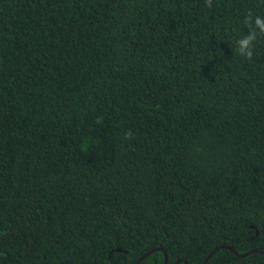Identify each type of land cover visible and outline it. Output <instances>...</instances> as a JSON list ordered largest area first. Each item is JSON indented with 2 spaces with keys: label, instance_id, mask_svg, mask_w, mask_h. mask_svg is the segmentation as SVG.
Wrapping results in <instances>:
<instances>
[{
  "label": "trees",
  "instance_id": "trees-1",
  "mask_svg": "<svg viewBox=\"0 0 264 264\" xmlns=\"http://www.w3.org/2000/svg\"><path fill=\"white\" fill-rule=\"evenodd\" d=\"M249 11L264 0H0V264H135L157 246L202 264L219 245L258 251L206 264H264V36L236 52Z\"/></svg>",
  "mask_w": 264,
  "mask_h": 264
},
{
  "label": "clouds",
  "instance_id": "clouds-1",
  "mask_svg": "<svg viewBox=\"0 0 264 264\" xmlns=\"http://www.w3.org/2000/svg\"><path fill=\"white\" fill-rule=\"evenodd\" d=\"M208 7H212V0H205ZM243 23L249 31L236 40V52L243 58L251 60L254 55L255 42L258 37L264 36V15L253 14L251 11L244 17ZM99 122V120H98ZM132 133L125 134L124 139H131Z\"/></svg>",
  "mask_w": 264,
  "mask_h": 264
},
{
  "label": "water",
  "instance_id": "water-1",
  "mask_svg": "<svg viewBox=\"0 0 264 264\" xmlns=\"http://www.w3.org/2000/svg\"><path fill=\"white\" fill-rule=\"evenodd\" d=\"M257 234V233H256ZM220 248H226L228 250H230L232 253H234L236 256L238 257H244V256H247L248 254L252 253V252H255V251H258L256 249H252V250H249L247 252H244V253H239L237 252L233 247L231 246H228V245H219V246H216L214 247L208 254L207 256L205 257V259L203 260L202 264H206L207 260ZM116 251H120L119 248H116L115 249ZM156 251H161L163 253V263L162 264H167L168 262V257H167V253H166V250L161 247V246H157V247H154V248H151L149 249L147 252L143 253L142 255H140L136 261L135 264H140V262L145 259L146 257H148L149 255H151L152 253L156 252ZM262 253H264V251H261ZM180 262H183V264H188L186 260H181V259H178L176 260L173 264H179Z\"/></svg>",
  "mask_w": 264,
  "mask_h": 264
}]
</instances>
